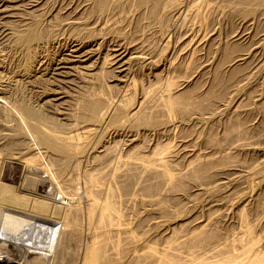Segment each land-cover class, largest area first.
<instances>
[{
    "label": "bare ground",
    "instance_id": "6f19581e",
    "mask_svg": "<svg viewBox=\"0 0 264 264\" xmlns=\"http://www.w3.org/2000/svg\"><path fill=\"white\" fill-rule=\"evenodd\" d=\"M251 1L264 3V0H78V1L71 0L70 1L71 4L68 3L66 7L68 11L63 17H65L64 18L65 20L70 19L69 24L77 25V26L72 25L73 27H75L74 37H72V41H70L71 42L70 46L66 50L62 51V52L65 51V53L57 54V58L55 59L56 64L54 68H52L53 70L51 72H48V74L49 75L52 74L53 76L54 75L62 76L63 78H66L65 80H67V78H69L70 80V78H77L79 76H82L84 78L89 79V81H95L94 85L92 86L91 89H89V91L86 90L84 91V93L82 91L81 98L79 99L78 102L76 101L77 103L75 102L76 109L73 110L72 108H70V106L72 103H74L73 102L74 100L72 101V103H70V101L64 100L66 98L65 94L63 95L61 92H56V94H54L56 100L59 102L58 106L63 105V107L64 106L69 107V108L67 107L68 109H65L66 112H63V110H61L62 115L70 120L69 125L67 124L68 127L65 129L66 131L65 130L62 131L64 126L62 125L61 127H59L57 122L55 123L54 121L53 122L52 121L48 122L47 120L45 121L42 114L39 113L41 111L38 112L37 109L35 110V108L30 106L27 103L28 101L26 102L25 100H23L22 97L21 99L20 98L16 99L14 96L17 104L15 102L14 103L17 105V108L19 107V109L18 110L13 109V110H15L19 115L22 124L32 129L33 131V133H31L32 137L34 139L36 138L40 143H42L43 145H45L47 148L51 149L58 155V158L51 156L56 158L54 160L58 162V163L56 162V164L62 167L65 164L67 165V163H71L76 169L80 167V165L82 166L81 164L82 158L84 156V153H86L85 152V146L87 144L86 137L87 138L89 137L88 135L89 133H91L92 130L94 131V129H98L100 127L102 119L106 117L111 111L113 112L112 114L110 113L111 116L117 119L118 122L120 123V126L123 127V128H119V130L130 129L133 128V126L135 125V127H144L148 131V129L157 126L156 124L158 117L165 114H169V115L172 114V116L173 115L176 116L179 113L180 114L186 113L187 115L190 114L192 116L199 113L205 118H211L213 116L212 105L215 104L213 103V99L217 98L218 100V98L220 99L224 97V94H226L225 85L223 83L224 81L223 77L220 74H218L220 72H218L217 75H215L216 76L215 81L213 80L215 86L211 90H208L206 93L204 91L205 95L201 97L197 95V91L199 89L197 91L196 89H193V87H195L196 85L194 86L192 85L193 87L191 90L184 89L185 91L183 90L182 92L179 93L177 92L183 86L184 83L183 82L172 83L173 81L171 80V78L173 77L172 75L174 72L171 74L170 69L174 68L175 65H174V61H171L172 58L171 56L170 59L166 57L167 61H165L166 63H164L163 68H161L162 69L161 72L164 73L163 74L164 78L161 79L162 81L159 80L153 81V79H150L149 77H156L155 73L150 69H152L151 67H153L154 69V67L157 66V62L158 61L160 62L159 60L160 58H157L156 56L159 55L164 49L168 47L167 44H171L168 43V41H170L172 37L175 38V35H178L177 30H179V28H181V31L182 30L185 31L182 35L179 34V37L180 35L182 37V39L181 38L179 39L183 40L181 42L182 45L179 44V46L180 45L181 46L180 47L178 46L179 52L181 54L186 53L188 50H190L192 46L197 47L203 45L202 43H200L202 42L200 41L201 39L198 40L196 37L197 35H194V32L192 31H191L192 33L189 32V29L191 30V28L189 27L190 23L193 22L191 19V15L196 13L199 16V14H201L200 18L202 20H208L207 16H209V13L206 17L203 16V14H205L206 12H212L213 9L215 10L217 6H222V8H224V6L227 7L231 6L234 8L231 9V12L235 14H242L244 16L243 23L246 26H248L250 22V18L248 17L249 11L248 9H246V6L249 3H252ZM44 3L45 0H0V68L3 67V63L5 62L6 56H3L5 50H9V51L13 50L14 52V50L21 49L22 53L23 54L25 53L27 57V51L29 52L31 49H34L37 46L40 47L45 42L49 43L51 41L50 31L46 30L42 26V21L44 16H42L43 14L41 11L43 10ZM114 10H118L121 13H125V16L127 14H132V16H134L137 19L140 25H141L140 21H143L145 19L146 20L148 19L150 22L149 24L147 23L148 25L146 26H144L143 23L141 27H136L137 29L135 28L136 29L135 36L132 38H129L127 35V37L124 36L116 37L108 41L107 38H105V36L103 35L104 33L103 34L101 33V30L102 32L104 31L103 30L104 25H102L103 21L102 22L100 21L104 19L105 16H107L112 11L114 12ZM194 16L196 17L195 14ZM209 17H211V15ZM114 18H115V14H114ZM61 20H63L62 17ZM131 20L133 21V19ZM152 21L154 22V24H156L155 29L158 30L157 32L161 33L160 40L158 39L160 43L158 42V44L155 41H153L154 43L151 42L150 41L151 37H148L149 34L153 32L151 26ZM210 29L211 27L209 28V30ZM216 33L217 32H212V34L210 33L211 40H213L212 37L216 38ZM243 35L245 34L242 33L236 34L235 32V35L233 37H236V40H240L242 39ZM179 42L180 40H178V43ZM227 46L226 49L228 48ZM195 48L193 47L192 49ZM201 48L200 47L197 48L198 51ZM225 51L226 50H224V52ZM247 56H248L247 54H243V53L239 54L237 57H235L234 61H243L247 58ZM27 58L25 63L26 65H24V69H22L24 71L25 69L29 68L27 66V60H30L31 57L28 56ZM187 60H190V56L189 59L187 58ZM206 61H203V63ZM203 63H200L201 64L200 69L204 70L207 67L206 65L208 64H203ZM42 65L43 64L39 60L37 63L36 70L33 69L35 76L36 74L42 73V70L44 71V69H42L43 67ZM145 70H149L148 72V74L150 75L148 77L149 79L147 78L148 81L146 84L143 83L142 85L138 84L137 74L139 73V71H145ZM202 75L203 74H201V76ZM104 76L110 77L109 82H111V84L106 85V88L103 86L104 84H106V82L103 83V85L100 83L101 82L100 79H102ZM1 78L2 77L0 74V81ZM59 78H57L56 80H58ZM62 80L60 81L62 82ZM71 80L70 82H72ZM78 86H80V84ZM10 87L12 86L9 85L8 87L7 85H5V87L0 88V108L4 107L3 109H8V112H11L9 108H7L9 96L11 94L14 95L11 92L12 89ZM197 87L199 88V86ZM113 88H115L116 91L115 92L116 94L115 95L113 94L114 96L111 95L112 93L110 94V91ZM210 88H206V89H210ZM68 102L70 104H68ZM55 104H57V102H55ZM58 112H60V110ZM9 114L10 113H8V116ZM8 116L5 117L7 118ZM8 121L9 120H7V122ZM61 122H63V120H61ZM19 129L15 128L13 135H11L12 133H8L9 136L10 135L12 136L11 137L12 139H9V142H6L7 146L4 144V147L6 146L7 148H9V150L13 149L15 152L13 156V161H11L10 164L6 166H4L5 165L4 164L3 167L0 168V241H2V239H5L7 241V244H9V246H11L12 248L18 251H20V248L23 244H26L30 249L29 252L32 254L29 256L28 255L20 256L23 258L26 257L25 260L33 258V261L31 260L33 264H64L66 261L65 259L68 260L72 256L77 255L76 256L77 259L81 260L82 264H264V237H263L264 233H262V230H264V219L260 222L252 221L244 209L239 213L237 218L239 219V231L236 232V228H235L236 233H232V235H230L231 237L228 240H224L225 238L222 236V233L217 227L219 225H215L214 219L212 220L211 218L207 220L208 223L205 222L206 224H202L201 223L202 221H198L197 220L198 218H196L192 214L189 215L184 220H177L173 222L174 226L179 224V227L177 229L170 227L165 228L166 225L162 226L161 228L163 229L162 233L163 235H166V238H164V244L163 245L161 244V246L159 245L161 242L160 243L158 242L159 244H157L155 240H151L148 237L147 232L145 231L140 232L136 221H135V227L133 225L134 222L132 223V216L134 215L133 213H135V212L132 213V210L136 208L135 207L136 204H139L141 206L145 205L147 206V208L153 206L156 209L155 211L159 212L158 215L162 214L163 216V214H165V216L163 217H167L171 220L173 216L172 214L174 212H172L171 214L170 213L171 211L170 212L168 211L169 210L168 206H170L171 203L174 202L173 195L176 194V192L187 193V191H189L187 183L189 182L193 183V187L195 188L199 187L200 189L201 186L204 185V180L210 178L212 174H216L218 170L217 168L221 164L217 168H216L217 165L215 166V164L217 163L218 158L220 157L218 158L207 157L208 153L206 154L207 155L206 157H202V155L201 156L196 155L193 156L192 158H188L187 162L186 163L184 162V167L179 168L177 167V164L171 162V159L179 154L186 155L190 153V151L187 152L185 150L186 148L184 147L174 148L173 146L170 145L164 148L165 146L164 145L163 148H157L156 146L157 144H155V147H153L152 150L149 151L151 152L149 155H144L142 152H139L143 154L141 155L137 153L135 149L134 152L135 155H133L134 153L131 154L133 151L129 150L131 152L128 153L129 152L128 151L127 154L123 153L125 154L124 156L118 155L119 153L117 154L114 151H113L114 153H111V149H112L111 148L110 152H107L105 150L108 154L106 153L105 154L106 156L104 155V158L102 157L103 158L102 166L99 165L101 169V170L99 169L101 173L100 175L98 174L95 175L93 173L92 174L85 173V175L86 174L87 175L85 179L84 192L81 195V193L78 191V189L74 187L72 183H70L67 187L65 183V188L62 187L63 189L55 186V182L57 179L55 177L56 173L54 174L55 171L52 168L46 166L47 164L42 165L43 163L41 164V161L39 160V156L37 155V153L35 152L33 153L30 147L26 146V148L24 147V149H22L23 147L20 148L19 143L15 140L14 137L17 134V131H19ZM153 129L155 130V128ZM159 129L160 128H158V130ZM162 130L164 131L163 127L161 128L160 131ZM235 131L236 132L238 131V133L236 134L239 136V138H241L240 136L242 134H245L243 133L241 127L236 129ZM132 136L133 134H131L130 131L129 138H131ZM129 140L132 141L133 139H129ZM220 142L219 144L221 146ZM238 144L240 143L238 142L235 145H231L227 147V149L229 150L231 147H234ZM135 147L137 146L135 145ZM149 147L150 146H148V148ZM218 150L219 148L217 149V151ZM118 151L120 152V150ZM4 152L5 151H3V153ZM187 156H189V154ZM41 159H42V155H41ZM51 169L53 170V172ZM81 170L82 172L84 171L83 169ZM88 170L90 169L88 168ZM70 171L71 169L69 170V172ZM91 172H93V169L91 170ZM218 174L219 173H217V176ZM74 176H72L71 178H73ZM65 179H67V177ZM65 179H63V181H65ZM212 183L215 184L216 182L215 183L212 182ZM77 184H75V186ZM136 186L139 187L141 190H143V194L145 197L136 196V194L138 195V193H135ZM22 198L24 200L27 199L31 201L33 205L35 203L36 204L38 203L43 206L45 204L52 206L53 207L52 209L57 215V217L55 218L52 215L51 216L45 215L46 213L42 214L43 212L35 213V211L33 210L30 209L27 210V207L21 208V205L18 204V202L22 201ZM9 202H14L13 206L9 205ZM139 205L137 206L139 207ZM192 209L194 211L193 207ZM173 210H176V208ZM13 211H15V213ZM151 211L152 210H150V212ZM19 212L24 213L27 220L19 216L18 215ZM68 215H72L77 218L76 221L74 222V225H69V223H67L68 219L66 220V218H68ZM81 216L87 217L88 229L92 230L91 232L93 233L92 234L93 237L90 239L89 242L85 243L84 246L85 249L82 247L84 249L83 252L81 249H79V252L74 253L71 249L68 248L69 246L67 247L68 245L67 243L69 241L75 242L74 241L75 239L72 236L73 234H76L81 230L80 219H79V217ZM176 217L177 214L174 218L176 219ZM261 217L263 218V216H260V218ZM7 219H10L11 223L8 222ZM173 220L174 219H172V221ZM28 222L36 226H43L44 229H46L47 233L51 229L56 230L57 233L56 235L53 234V238L51 239V241L50 240L43 241L40 239L31 241L28 239H23L21 241L15 242L11 238L12 236L9 234L10 232L8 233L7 231V228H9L10 226L8 224L16 223L18 229H23L27 231ZM22 223L23 225H21ZM30 228H28V230H30ZM227 235L228 234H226V236ZM69 245H71V243ZM76 246L78 245L76 244ZM16 262L14 263L11 257L6 255V253L4 254V252L0 250V264H16Z\"/></svg>",
    "mask_w": 264,
    "mask_h": 264
},
{
    "label": "rangeland",
    "instance_id": "374dc122",
    "mask_svg": "<svg viewBox=\"0 0 264 264\" xmlns=\"http://www.w3.org/2000/svg\"><path fill=\"white\" fill-rule=\"evenodd\" d=\"M70 1L71 0H45V3L43 4V10L41 11L43 14L42 16H44V18H43L44 22L42 21V26L46 30L50 31V33H51L50 40L51 41L49 43L45 42L40 47L37 46L36 47L37 49L34 48V49H31L29 52L27 51V57L28 56L31 57L30 60H27V66L29 67L28 68L29 70L28 69H25V71L22 70V69H24V65H26L25 63H26L27 57H26L25 53L24 54L22 53L21 49H18L20 52L18 50H14V52H13V50L12 51L5 50V52H4L3 56H6V58H5V62L3 63V67L0 68V74L2 77L1 81H0V84H1L0 88L5 87V85H7L8 87H9V85H11L12 86V87H10L12 89L11 92L14 95L11 94L12 95L11 96L9 94L11 96V97L9 96V99L7 97V99L9 100L7 108H9V110L11 112H8V109H3L4 107L0 108V145H1L0 151L2 153V154L0 153V168L3 167L4 164H5L4 166H6V165L10 164L11 161H13V156H14L15 151L13 149L9 150V148L6 147L7 146L6 142H9V139H12L11 135H13L15 128L16 129L20 128L19 131H17V134L14 136L15 140L19 143L20 148L23 147L22 149H24V147L26 148V146L30 147L32 149L33 153L34 152L37 153V155L39 156V160L41 161V164L43 163L42 165L47 164L46 166H48L49 168H52L55 171L54 174L56 173L55 177L57 178L56 182H55V186H57L58 188L59 187L65 188V183H66V187L70 183H72L74 185V187L76 189H78V191L81 193V195L84 192L86 175L92 174V173L95 175L101 174L100 173L101 169H100L99 165L102 166V161H103L104 155L107 152H110L111 148H112L111 153L115 152L117 154L119 153L118 155L124 156L125 154H127V152L129 150L133 151L131 153V154H133L135 152V149H136L137 153L142 152L144 155H149L151 153L149 151L152 150L153 147H155V144H157L156 145L157 148H163L164 145H165L164 148L167 146H170V145L173 146L174 148L184 147V148H186L185 150L187 152L190 151V153H188L189 156H187L188 154H186V155L183 154L184 156L179 154V155H176L175 157H173L171 159V162L172 163L174 162V164H177V167H179V168L184 167V162L186 163L188 158H192L193 156H196V155L201 156L202 155V157H206L208 155L207 157H213V158L220 157V158H218V161L215 164V166L217 165L216 168L221 164L217 168L220 172L217 170L216 174H212V175L210 174L211 175L210 178H207L206 180H204V185H202L200 189H199V187L198 188L193 187V183L189 182V183H187L188 190H189V191H187V193H180V192H176V194L173 193L174 194L173 195L174 202H172L171 205L168 206V209H169L168 211L169 212L171 211L170 212L171 214H172V212H174L172 214L173 215L172 218L170 217L171 220L167 217H163V216H165V214H163V216H162V214L158 215L159 212L155 211L156 209L153 206H150L147 208V206H145V205H142L143 206L142 207L141 205L136 204V206H135L136 208L133 209L134 211L132 210V213L135 212V213H133L134 214L133 216H135V217L132 216V223L134 222V224H133L134 227H135V221H136V223L138 224L137 226L139 228V231L140 232L141 231L147 232L148 237L151 240H155L157 242V244H159L161 242L159 244L161 246V244L162 245L164 244V238H166V235H163V233H162L163 232L162 231L163 229H161L162 226L166 225L165 228L170 227V228L177 229L179 227V224L174 226L173 222H175L177 220H184L191 214L193 216H195L196 218H198L197 219L198 221H202L201 222L202 224L208 223L207 220H209L211 218H212V220L214 219L215 225H219L217 227L220 230V232L222 233V236L225 238L224 240H228L231 237L230 235H232V233H236L237 231H239V219H237V218H238L239 213L243 209L246 211V213L248 214L249 218H251L252 221H258V222L262 221L264 219V3H258V2H252L251 1L252 3H249L247 5L248 7L246 6V9H248V11H249V12L247 11L248 17L250 18V22H249L248 26H246L243 23V17L244 16L242 14H235V13L231 12V9H234L231 6L230 7L224 6V8H222V6H217L215 10L213 9L214 12L213 11L212 12H206L205 13L206 15L203 14L204 17H206L208 15V13H209V16L211 15V17L207 16L208 20H202L200 18L201 14H199V16H198V14L194 13L197 18L194 16V14L191 15V19L193 22L190 23L189 27L191 28V30L189 29V32L190 33L194 32V35H197L196 37L198 40L201 39L200 41H202V42H200V43H202L204 46L203 45L197 46V47L192 46L190 48V50H188L189 52L187 51L186 53L181 54L179 52V47L182 45L181 42L183 41V40H181L182 39L181 35L185 31L184 30L181 31V28H179V30H177L178 35H175V38L172 37L171 40L168 41V43H171V44H167L168 47L166 49H164L159 55L156 56L157 58H160L159 59L160 62L159 61L157 62V66L154 67V69H153V67H151L152 69H150L155 73L156 77H149L150 76L148 74L149 70H145L146 72L145 71H139V73L137 74V80H138L137 83L141 84V85H142V83L146 84L149 78L153 79V81H157V80L162 81L161 79L164 78V75H163L164 73L161 72V70H162L161 68H163V64L166 63L165 61H167L166 57H168L169 59L172 57L171 61H174V65L176 66V67L174 66V68H171L172 70L170 69L171 74L174 72L172 75L173 77L171 78V80L173 81L172 83H174V82H176V83L183 82L184 83L183 86L179 89L180 91L178 90L177 92L178 93L182 92L184 89L185 90H187V89L191 90L192 87L194 85H196L195 87H193V89H196V91L199 89L198 91L200 93L197 91V95L203 97L208 90H211L215 86V83H214L215 78H216L215 75H217V73L220 72L218 74H220L223 77V80H224L223 83L225 85V93L226 94H224V97H222L223 99L222 98H220V99L218 98V100H217V98L213 99V103H215L216 105L215 104H213L215 106L212 105L213 116L211 118H205L204 116L200 115L199 113L192 115V116L190 114L187 115L186 113L185 114L179 113L176 116L175 115L172 116V114H170V115L165 114V115L159 116L162 119H160L158 117L157 124H156L157 126L153 127V128H155V130L153 128H150L152 130L148 129V131H147L146 128L135 127V125L133 126V128H130V129L119 130V128H123V127L120 126V123L118 122L117 119H115L111 116V114L113 113L111 111L110 112L111 114L109 113L106 117H104L102 119L100 127L98 128L99 130L98 129H94V131L92 130L91 133H93V134L89 133V135H88L89 137L88 138L86 137V143H87L85 146V152L86 153H84V156L82 158V162H81L82 166L80 165V167H78L79 169L78 168L76 169L71 163H67V165L65 164L62 167H60L58 164H56L57 161H54V160L56 158H58V155L54 151H52L51 149L47 148L45 145L40 143L36 138L34 139L32 137V135H31V133H33L32 129L30 127L22 124V121H21L19 115L15 111V110L19 109V107L17 108V105H16L17 102H16L15 98L21 99V97H22L23 100H25L26 102L28 101L27 103L30 106H32L33 108H35V110L37 109L38 112L41 111L39 113L42 114L45 121L47 120L48 122H50V121H52V122L54 121L55 123L57 122L59 127H61L63 125L64 128L63 127H62L63 129L61 128L63 131L68 127L67 124L69 125L70 120L62 115L61 110H63V112H66L65 109H68L69 107L68 106L63 107V105L58 106L59 102L56 100V97L54 96V94H56V92H61L63 95L65 94L66 98L64 100L70 101V103H72V101L74 100L73 101L74 103H72L70 106V108H72V110H73V109H76L75 108L76 103L81 98L82 91H83V93L86 90L89 91V89H91L92 86L94 85L95 81H89V79L84 78L82 76H79L77 78H70V80L72 79L71 80L72 82H70L69 78H67V80H68L67 81V80H65L66 78H63L62 76H57V75L53 76L52 74H50V75L48 74V72H51L53 70L52 68H54V66L56 64L55 59L57 58V54L65 53V51L64 52H62V51L66 50L70 46V43H71L70 41H72V37H74L75 27H73V26H77V25L76 24H69L70 19L65 20L64 19L65 17H63L66 14V12L68 11L66 7H67L68 3L71 4ZM76 1H78V0H76ZM59 9H60V11H59ZM117 12H118V14H117ZM119 12L120 11H118V10H114V12L112 11L107 16H105V18L107 17L106 18L107 20L104 18L105 20L102 19L100 21V22L103 21L102 25H104V29H103L104 31L102 32V30H101V33L102 34L104 33L103 35L105 36V38H107L108 41L110 39H113L116 37H123V36L127 37V35L129 38H132L135 36V31L137 29L136 27H141L143 25V23H144V26H146L150 22L148 19L147 20L145 19V20H143L144 22L140 21L141 22V25H140V23L137 21V19L134 16H132V14H127L126 15L127 17H126L125 13L120 12V14H121L120 15ZM114 14H115V18H114ZM230 14H233V15H230ZM119 15H120V17H119ZM240 15L242 18L240 17ZM61 17L63 20H61ZM123 17H124V19H123ZM59 19H60V21H59ZM110 19H111V21H110ZM131 19H133V21ZM211 21H213L214 23ZM52 24H53V26H52ZM136 24H138V25H136ZM111 26H112V28H111ZM151 26H152L153 32H151L148 37H151L150 38L151 42L155 41L158 44V42L160 43L159 40L161 37L160 36L161 33L157 32L158 30L155 29L156 24H154L153 21L151 23ZM71 27L73 28V31H72ZM210 27H211V29L209 30ZM62 28H64V29H62ZM245 28H246V31H245ZM120 31H121V33H120ZM234 31L236 32V34L242 33L245 35H243L242 39L236 40V37H233L235 35ZM127 32H129V33H127ZM212 32H217L216 38L212 37V39L214 41L211 40ZM156 33H157V35H156ZM105 34H107V35H105ZM125 34H126V36H125ZM179 34H181L180 37H179ZM131 35H133V36H131ZM218 36H219V38H218ZM179 38H181V39H179ZM177 39L180 40L179 43H178ZM210 42L213 46L210 44ZM179 44H181V45L179 46ZM224 45H225V47H224ZM226 46L228 47L227 49H226ZM193 47L194 48L196 47L195 48L196 50L192 49ZM199 47L200 48L202 47V48L199 49V51H198L197 48H199ZM206 47H207V49H206ZM208 47H211V48H208ZM223 47H224V49H223ZM224 50H226V51L224 52ZM190 52H192V53H190ZM196 52H197V55H196ZM171 53L172 54L174 53V54L172 55ZM242 53L247 54L248 55L247 58L243 61H234L235 57H237L239 54H242ZM228 54H229V56H228ZM189 56H190V60H187V58L189 59ZM27 59H29V58H27ZM39 60L43 64L42 69H44V71L42 70V73H39V74L35 73L36 74V76H35L33 69L36 70L37 63ZM203 61H206V62L203 63ZM200 63L208 64V65H206L207 67L203 70V69H200V65H201ZM230 63H232V64H230ZM187 64L189 67L187 66ZM30 65H31V67L32 66L33 67L31 68ZM46 67H48V68H46ZM237 68H239V69H237ZM205 73H206V75H205ZM201 74H203V75L201 76ZM107 77L104 76L102 79H100L101 82L98 81L102 85H103V83L106 82V84L103 85L105 88H106L107 84L108 85L111 84V82H109L110 77H108L109 79ZM174 77H175V79H174ZM34 78H36V79H34ZM57 78H59V79L56 80ZM78 78H80V79H78ZM44 79H45V81H44ZM226 79H228L229 81ZM60 80H62L63 83ZM81 80L83 83L81 82ZM107 81H108V83H107ZM51 82H53V83H51ZM75 83H77V84H75ZM79 84H80V86H78ZM86 84H87V86H86ZM88 85H90L91 87ZM197 86H199V88ZM210 86H211V88H210ZM88 87H90V88H88ZM206 88H210V89H206ZM57 90H59V91H57ZM62 91H64V92H62ZM204 91H205V93H204ZM115 92H116L115 88H113L110 91V94L112 93L111 95L114 96L116 94ZM14 96H15V98H14ZM75 96H77V97H75ZM235 97H236V99H235ZM55 102H57V104H55ZM70 103L68 102V104H70ZM14 106H15V108H14ZM13 109H15V110H13ZM59 110L61 113L58 112ZM8 113H10L9 116H8ZM5 116H8L7 117L8 119ZM186 116H188V117H186ZM7 120H9V121L7 122ZM61 120H63V122H61ZM15 122L17 125L15 124ZM19 123H21L22 125ZM18 125H20V126H18ZM159 125H160V127H159ZM234 125H235V127H234ZM17 126H18V128H17ZM236 126H237V128H236ZM238 126L241 127V129L243 130V133H245V134H242L240 136L241 138H239V136L236 134V133H238V131L237 132L235 131L236 129L239 128ZM162 127L164 128V131L162 130L163 132L160 131ZM10 128H11V130H10ZM158 128H160V129L158 130ZM168 129H169V131H168ZM117 130H119V131H117ZM130 131L134 137L132 136L131 138H129ZM158 131H160V132H158ZM165 131H166V133H165ZM231 132H232V134H231ZM8 133H12V134L9 136ZM211 138H212V140H211ZM129 139H133V140L130 141ZM209 140H211V141H209ZM220 140H221V142H220ZM168 142H169V144H168ZM219 142L221 143V146H220ZM238 142L240 144H238L234 147H231L229 149L230 151L227 149V147H229L231 145H235ZM4 144L6 145L5 147H4ZM135 145L137 147H135ZM209 145H210V147H209ZM148 146H150V147L148 148ZM211 146H212V148H211ZM107 148L109 151L107 150ZM216 148L217 149L219 148L220 151L219 150L217 151ZM27 149H25V150H27ZM2 150L5 152L3 153ZM118 150H120V152ZM36 151H38V152H36ZM131 151H129L128 153H130ZM191 151H192V154H191ZM147 152H149V153H147ZM123 153H125V154H123ZM142 153H139V154L143 155ZM6 155H8V156H6ZM41 155H42V159H41ZM133 155H135V153ZM51 156H54L56 158L51 157ZM179 158H180V160H179ZM184 158H186V159H184ZM50 159L52 162L53 161L54 162L52 163L50 161ZM83 160L85 163L83 162ZM96 161H99V162H96ZM220 162H222V163H220ZM53 165H55V166H53ZM224 165H225V167H224ZM70 166H71V168H70ZM97 166H98V169H97ZM85 167H87V168H85ZM57 168H59L61 170H59ZM62 168H64V169H62ZM88 168L90 170H88ZM70 169H71V171H70L71 173L69 172ZM81 169L84 170L83 171L84 173L82 172ZM92 169H93V172H91ZM53 170H52V172H53ZM85 173H87V174L85 175ZM217 173H219L218 176H217ZM70 174L72 176L76 175V176H74L75 178L74 177L71 178L72 176ZM81 174H83V175H81ZM219 175H220V177H219ZM64 177L65 178L67 177V179H65ZM63 179H65V181H63ZM62 181H63V183H62ZM212 182H214V183L216 182V183L213 184ZM75 184H77V185L75 186ZM79 186L81 187V189ZM135 189H136L135 193H138V195L136 194V196H138V197L144 196L143 190H141L137 186ZM136 191H138V192H136ZM139 193H141V194H139ZM250 194H252V195H250ZM241 197H244V198H241ZM172 201H173V199H172ZM19 202H18V204L21 205V208L27 207V210H29V209L33 210V211H35V213H42L43 212L42 214L46 213L45 215H49V216L52 215L55 218L57 217V215L55 214V212L52 209L53 207L49 206L48 204H45L43 206L41 204L35 203L33 205V203L31 201H29L27 199L24 200L23 198H22V201H19ZM13 204H14V202H9V205L13 206ZM242 204H243V206H242ZM28 205H29V207H28ZM38 205H39V207H38ZM137 205H139V207ZM247 206H248V208H247ZM192 207L194 208V211H193ZM170 208H172V209H170ZM175 208H176V210H173ZM150 210H152V211L150 212ZM178 210H179V212H178ZM13 212L15 213V211H13ZM182 213H184V214H182ZM176 214H177V217L175 219L174 217L176 216ZM18 215L26 219L24 213L19 212ZM155 215H157V216H155ZM185 215H186V217H185ZM260 216H263V218L261 217L262 218L261 219ZM67 219H68V222L67 221L66 222L69 223V225H74V222L76 221L77 218L75 216L68 215V218H66V220ZM79 219H80V229L81 230L78 233L73 234L72 237L75 239L74 240L75 242L69 241L67 243L68 244L67 247L69 246L68 248L71 249L74 253L79 252V249H81L83 252V250L85 249V247H84L85 243L89 242L90 239L93 237V235H92L93 233L91 232L92 230L88 229L87 217L81 216V217H79ZM133 219H134V221H133ZM172 219H174V220L172 221ZM7 221L10 222V219H7ZM142 223H143V225H142ZM13 224H8L10 226H9V228H7V231H8V233L10 232L9 234L12 236L11 238L15 242L21 241L23 239H28L31 241L32 240H39V239L43 240V241H48V240L51 241V239L53 238V234L56 235V233H57V231L53 230V229L49 230V232L47 233L46 229H44L43 226H36V225L31 224L30 222H28V224H27V231L23 230V229H18L17 224L16 223H13ZM82 224H83V226H82ZM21 225H23V223ZM236 226H238V227H236ZM28 228H30V230H28ZM235 228H236V232H235ZM262 233H264V230H262ZM226 234H228V235L226 236ZM263 237H264V235H263ZM70 243H71V245H69ZM76 244L78 246H76ZM79 245H80V247H79ZM65 249H67V248H65ZM0 250L3 251L4 254L6 253V255L11 257L12 261L14 263L17 261L18 263L16 262V264H33L31 262V260L33 261V258L25 260L26 257L25 258L20 257V256H24V255L29 256L32 254L29 252L30 249L28 248V246L26 244H23L20 248V251H18L16 249L12 248L11 246H9V244H7V241L5 239H2V241H0ZM73 255H75V254H73ZM76 256L77 255L72 256L71 258H69L70 260L65 259L67 261V262L65 261V263L66 264H82L81 260L77 259ZM74 257H75V259H74ZM69 261L70 262L73 261V262L70 263Z\"/></svg>",
    "mask_w": 264,
    "mask_h": 264
}]
</instances>
